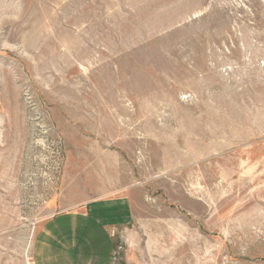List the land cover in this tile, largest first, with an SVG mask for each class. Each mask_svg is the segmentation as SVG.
Returning <instances> with one entry per match:
<instances>
[{
	"label": "rangeland",
	"instance_id": "1",
	"mask_svg": "<svg viewBox=\"0 0 264 264\" xmlns=\"http://www.w3.org/2000/svg\"><path fill=\"white\" fill-rule=\"evenodd\" d=\"M0 264H264V0H0Z\"/></svg>",
	"mask_w": 264,
	"mask_h": 264
},
{
	"label": "crops",
	"instance_id": "2",
	"mask_svg": "<svg viewBox=\"0 0 264 264\" xmlns=\"http://www.w3.org/2000/svg\"><path fill=\"white\" fill-rule=\"evenodd\" d=\"M122 198H115V199L107 200L110 202V204L103 207V208H107V209L111 210L112 213L117 214V217L115 219H113L114 221L112 219H109L107 221L103 220L104 222L99 223V224H101V227H103L104 229L108 228L109 237L111 239L112 247H113V237L112 236H113L114 230L118 231L122 227L126 226L127 221H128V216H129L128 209H129L130 205H129L127 200H124ZM111 200H113V201H111ZM107 201H105V202H107ZM99 202L101 203V201H90V202H87L85 205H83L79 210L71 211V212H65V213H59V214L54 215L53 217H51L48 220V221H50V223H48L49 225H42L38 229V234L41 236L44 234L45 235L49 234V236L54 237L55 234L58 235L59 233H63L64 232L63 227L61 228V226L57 222V221H59L58 218L60 216H63V215H74V219L76 218V216H79L80 218L89 219L91 217L90 215H94L96 217L100 214V212H103V215L104 214L106 215L108 212L107 209H103L102 205L99 204ZM84 226H86V225L84 223H82L80 230L82 228L88 229L87 227H84ZM82 233H83V235H85L83 229H82Z\"/></svg>",
	"mask_w": 264,
	"mask_h": 264
}]
</instances>
